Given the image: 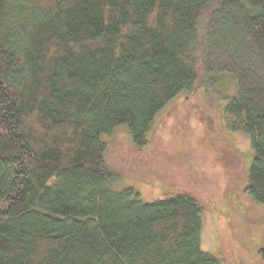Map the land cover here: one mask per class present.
I'll use <instances>...</instances> for the list:
<instances>
[{
    "label": "trees",
    "instance_id": "16d2710c",
    "mask_svg": "<svg viewBox=\"0 0 264 264\" xmlns=\"http://www.w3.org/2000/svg\"><path fill=\"white\" fill-rule=\"evenodd\" d=\"M223 73L235 87L222 103L213 86ZM191 93L195 124L168 125ZM210 97L221 120L200 126ZM174 98L160 127H180L177 141H148ZM123 124L131 138L115 145L118 162L169 197L114 187L102 135ZM227 128L247 135L249 167ZM170 143H182L177 155ZM208 169L229 208L238 197L258 207L262 227L264 0H0V264H245L236 226L220 260L200 247L213 206L196 183ZM253 258L264 264V227Z\"/></svg>",
    "mask_w": 264,
    "mask_h": 264
},
{
    "label": "rangeland",
    "instance_id": "374dc122",
    "mask_svg": "<svg viewBox=\"0 0 264 264\" xmlns=\"http://www.w3.org/2000/svg\"><path fill=\"white\" fill-rule=\"evenodd\" d=\"M234 79L231 77L229 73H223L220 76V81L218 85H214V90L216 91L217 98H225L224 100L220 102H225L231 94L234 92ZM200 94V93H198ZM209 96L212 95L215 97V93L211 94L209 92ZM197 94H183L179 99L177 106L175 107V110L168 115L170 117V121L168 125L170 124H177L180 125V121H184V117L190 116V123L191 125L195 124V117L196 115H193V109L196 108L197 104ZM216 98V97H215ZM216 98V100H217ZM176 98L169 101L162 109L157 113L155 116L151 126L149 127L148 131L145 134V138L150 141L154 139H158V136L160 132H165L164 137L162 140L168 139L171 143L177 141V138L175 137V134L178 132L180 127H175V132L173 131L174 135L172 136V129L171 127L168 128L166 131L165 128L160 127V123L163 122V119L168 112V109L172 107V105L176 102ZM206 101L209 103V108L205 107V115L203 118L199 116L197 118L200 121V126H203L204 117L207 118L208 121H210L213 117H216V115L210 110V106L212 103H214V99L212 97L206 99ZM195 103V108L192 107L191 104ZM205 103V101H204ZM207 114V115H206ZM193 115V118H192ZM220 117V116H219ZM218 116L216 119L221 120ZM224 117V116H222ZM167 119V120H169ZM215 119V120H216ZM185 122V121H184ZM209 124V123H208ZM227 130H229L227 128ZM229 134V138L231 139V142L233 144V147L235 148L237 154L241 157V159L244 162L245 167H249L251 159H252V149L250 147V142L247 137V135L235 131H227ZM130 132L128 130V127L126 125H118L115 127V130L111 132L109 135L103 134L102 139L108 143V152L106 155L107 164L110 168V170L117 174L118 178L114 183V187L117 189H121L124 187H132L135 191L139 193V198L144 202H152L155 200L165 199L170 196V194L163 193L161 189L158 187L151 185L149 183H146L142 181L139 177L134 175L133 173L126 170L125 166L123 167L120 162L117 160V153H115V148H117L115 145L120 142H127L130 141ZM170 147L172 150L178 154L179 147L182 146L181 144L175 145L171 144ZM189 144L192 143L189 142ZM184 149V148H183ZM182 151V150H181ZM188 151V150H187ZM170 152V150H169ZM189 155L186 156V164H189L190 166H193V168L196 170H201L197 163H195L196 158H192L190 160V151ZM192 156V153H191ZM178 162L185 163L184 157L179 156ZM177 157V158H178ZM185 164V165H186ZM203 162L201 166H203ZM212 167V166H211ZM192 167H190V170ZM200 172V171H199ZM191 175L194 173L188 171ZM185 173L184 175L178 174L176 177L175 185L180 186L182 181L184 179L190 180L191 175ZM215 169H208L206 171L207 177H202L200 180L196 183V188L199 193V195L203 199H209L206 201V204L212 205V208H205L203 209L201 213V220H202V228H201V234H200V247L201 249L210 254L211 256L215 257L216 259L220 260V253H221V244L226 240V234L230 232L231 226H236V229L238 231L239 235H242L243 241L240 244L243 246V249L241 248V253L243 255V260H245V264H250L249 259H254L255 251L257 249V245L259 242V235L261 233V227L260 223L258 222V217L262 214L258 207H245L244 206V199L238 197L235 199V206L229 208L228 203H226L222 198H225L224 196L220 197V191L223 189L220 184H217L211 179H208L209 176H213L215 178H218V174ZM222 175V174H221ZM225 180V175H222V179ZM173 180L169 181L172 182ZM169 184V183H168ZM225 184V183H224ZM177 185V186H176ZM173 187V185H170ZM224 186V185H223ZM219 190V192H218ZM217 192L219 193V197H216ZM218 196V195H217ZM223 216L222 221H220L218 224L216 223V217L217 216ZM231 224V225H229ZM225 227V228H224ZM228 229V230H227ZM232 230V229H231ZM229 231V232H228ZM233 231V230H232ZM230 234V233H229ZM234 237L235 235H231ZM227 240H231L230 237L227 236Z\"/></svg>",
    "mask_w": 264,
    "mask_h": 264
}]
</instances>
